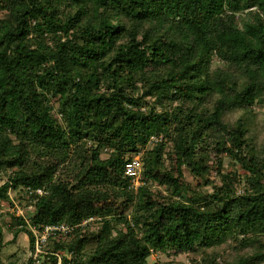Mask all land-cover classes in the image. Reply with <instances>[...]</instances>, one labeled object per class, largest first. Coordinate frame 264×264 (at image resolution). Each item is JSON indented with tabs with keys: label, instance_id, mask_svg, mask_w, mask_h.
Masks as SVG:
<instances>
[{
	"label": "trees",
	"instance_id": "16d2710c",
	"mask_svg": "<svg viewBox=\"0 0 264 264\" xmlns=\"http://www.w3.org/2000/svg\"><path fill=\"white\" fill-rule=\"evenodd\" d=\"M259 103L264 0H0V173L12 170L0 205L26 193L33 211L12 216L14 235L34 251L31 226L71 228L51 237L53 264L55 252L71 255L62 264H149L153 252L264 264ZM139 153L134 188L125 164ZM224 153L245 179L221 171ZM210 161L221 185L193 189L185 171L211 185Z\"/></svg>",
	"mask_w": 264,
	"mask_h": 264
},
{
	"label": "rangeland",
	"instance_id": "374dc122",
	"mask_svg": "<svg viewBox=\"0 0 264 264\" xmlns=\"http://www.w3.org/2000/svg\"><path fill=\"white\" fill-rule=\"evenodd\" d=\"M216 58V57H215ZM150 104L154 102L151 98H146ZM53 104L56 110L60 108V104L58 100L55 98L53 100ZM249 113H253L257 117V121L261 124H264V103H259L254 105L248 109ZM58 118L61 116L54 112ZM91 145V142L88 143ZM168 151L171 150V144L167 147ZM110 150H104L102 156L107 157ZM224 163H223V173H229L237 171L239 174L243 176L245 179V171L241 168L240 165L233 166L232 163H235L232 157H230L227 153L223 154ZM212 165L211 171L208 174V178L211 179L214 183L211 185L206 184V179H203L199 176H195L191 174L189 171H185V178L191 184L193 189H203L208 192L213 191V187L215 184L221 185V176L218 172V168L213 161H210ZM12 173V170H4L0 173V185L7 181L9 175ZM201 185V186H200ZM155 189V186H153ZM246 185L243 184L238 186L236 191L237 195H241L246 191ZM26 196V193L21 190H11L10 198L12 197L14 203L6 205L2 207L1 211V219L0 225L3 230V240L0 242V259L2 264H53L49 256L54 253L52 252L53 248V239L50 236L47 241L41 246L40 251L33 250L30 245L29 236L25 232H21L17 237L14 235V230L19 228V225L16 223V220L13 215H17V210L23 211L26 218L32 213L33 208L32 205L28 203V201L22 199ZM91 231H95L98 229V225L92 224L89 225ZM57 237V235H55ZM59 240V239H58ZM52 252V253H51ZM57 257V264H62V255L67 256L71 259V255L69 253H59L55 252ZM62 254V255H61ZM195 255L182 253V254H174L173 252L160 253L153 252L149 257V264H154L156 262H170L172 264H193V259Z\"/></svg>",
	"mask_w": 264,
	"mask_h": 264
},
{
	"label": "built area",
	"instance_id": "2783aa9c",
	"mask_svg": "<svg viewBox=\"0 0 264 264\" xmlns=\"http://www.w3.org/2000/svg\"><path fill=\"white\" fill-rule=\"evenodd\" d=\"M161 140L162 137L160 136H152L149 141V144L152 145L153 143L159 142ZM142 172H143V161L141 158V153H139L134 157L130 158L129 160H127L125 164V175L132 180L134 188H138L145 183L143 180ZM28 191L30 194L33 192L31 188H28ZM36 192L39 195H42L44 193L42 189H38ZM11 200L14 202L12 197ZM7 203L10 204L9 201L1 203L0 211H2V207L9 205ZM17 215L24 217L25 220L29 223V220L26 218L23 211L17 210ZM92 220H94V218H90L89 220L84 221L83 225H86ZM31 229L36 237V250L40 251L41 246L47 241V239L50 236L58 235L59 233H67L70 231L71 228L66 224H55V225L46 226L42 231V233H39L36 227L31 226ZM219 262L220 264L222 263L221 261Z\"/></svg>",
	"mask_w": 264,
	"mask_h": 264
}]
</instances>
